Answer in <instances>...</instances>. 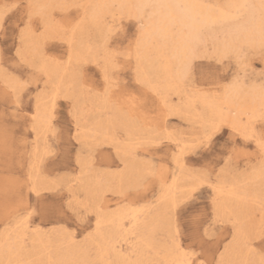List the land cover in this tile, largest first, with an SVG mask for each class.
<instances>
[{
  "label": "snow or ice",
  "instance_id": "1",
  "mask_svg": "<svg viewBox=\"0 0 264 264\" xmlns=\"http://www.w3.org/2000/svg\"><path fill=\"white\" fill-rule=\"evenodd\" d=\"M11 7L26 10L21 38L25 33L44 37L50 18L72 13V19L61 15L62 27L66 33L71 30L74 37L65 53L67 63L72 64L76 54L77 32L80 44L87 46L90 55L77 59L74 64L73 87L69 93L54 82L46 65L48 59L62 65L63 57L49 58L45 51L40 57L29 60L21 57L18 48V59L11 67L29 71L27 75H15L4 70L0 103L12 102L19 106L23 95L31 90L35 93L38 111L43 101L44 122L52 129L59 123V103L66 102L71 116L68 131L70 139L76 142L77 163L81 167L86 164L91 149L97 146L94 141L98 140L95 136L82 139V127L86 131L89 125L106 127L105 139L111 138L108 148L114 149L120 158L119 165L109 175L112 194L122 198L120 204L138 205L146 199L145 193L157 179L163 187L167 179L163 166L160 170L150 166L129 171L121 153L131 146L135 155L139 157L143 153L147 161L154 141L147 136H133V130L144 123L166 127L169 112H179L186 123L196 124L191 138L193 148L211 150L225 135L228 137L225 146L240 137L255 145L258 159L244 170L243 178L232 171L231 154L221 161L219 171L211 160L194 169L197 182L183 197L169 201L165 209L163 240L156 231L157 221L137 217H133L137 223L127 230L128 235L103 233L104 205L99 190L85 199H75L69 194L59 202L43 205L37 202L35 206L22 192L12 198L5 194L0 206V264H264V0L229 3L51 0L43 5L29 0ZM37 7L44 11L34 12ZM9 19L8 6H5L0 9V29L7 26ZM217 27L221 29L224 42L203 57L213 63L194 79L191 63L185 59L189 53L181 50L182 38L185 34L203 33ZM47 42L45 40V44ZM256 64L260 65L258 86L250 83ZM257 87L262 98L259 106H248L243 111L229 106V101L235 103ZM173 92L179 99L173 97L170 101L169 95ZM186 97L188 101L193 97L205 101V110L201 111L198 103L193 105L186 101ZM193 111L198 112L195 121ZM173 134L182 136L183 130L174 128L168 135ZM181 142V139L175 140L177 145ZM183 152L181 148L180 154ZM227 175L233 178L229 181ZM204 186L214 194L211 212L201 210L194 203L199 189ZM30 191L40 195L35 189ZM229 208L236 215H239L236 209L242 208L243 222L228 216ZM37 214L61 217L63 222L51 229L34 228L32 217ZM223 224L231 225V239L214 235L217 226ZM81 229L83 233L78 235ZM45 230L63 234L66 243L59 248H37L32 236ZM116 242L128 244V248L118 249ZM212 243L217 245L218 258L216 252L209 258ZM235 249H239L241 255L246 252V258L229 257V252Z\"/></svg>",
  "mask_w": 264,
  "mask_h": 264
},
{
  "label": "rangeland",
  "instance_id": "2",
  "mask_svg": "<svg viewBox=\"0 0 264 264\" xmlns=\"http://www.w3.org/2000/svg\"><path fill=\"white\" fill-rule=\"evenodd\" d=\"M48 1L49 0H31V2L36 5H43L51 2V0ZM225 1L226 0H208L209 3H224ZM28 2L29 0H0V9H4L5 6H8L10 15L7 26L0 29V87L5 83L2 76L5 69L15 75H20L21 73L27 75V72L29 71L23 67L16 68L15 70L11 67V65L15 64L18 59L16 51L19 48L21 57L29 60L34 56L40 57V54L45 51L49 58L63 57L64 64L62 65L53 63L51 59H48L46 62L47 70L52 73L53 77L55 75L54 82L59 87L61 86V89L66 86V88L62 89L63 91L71 93L73 87V66L77 59H82L83 56L84 58H87L90 55L86 48L87 46H81L80 34L77 32L75 43H77L78 46L80 45L78 47L76 44V49L78 48L79 52L76 50L72 64L67 63V55H65V53L69 51L74 37L71 30L66 33L62 27L61 15L66 19H72L73 14L65 12L57 14L55 19L50 18L48 24V27L50 28H48L44 37L25 33L23 38H21L20 29L23 28L26 10L23 7L20 9H14L11 5L14 3L26 4ZM69 2L83 3L88 2V0H69ZM33 11L36 13H42L44 10L41 8L39 10V7H37ZM117 22L119 23V21ZM127 24L128 22L125 21L126 26ZM45 40L48 41L47 44H45ZM207 46L209 47V50L207 49ZM207 46L205 48L206 51L208 50L206 55H210L211 51L215 49V44L213 42H208ZM84 48H86V50ZM81 51L83 53L85 52L84 54H87V56ZM210 63H213L210 59H195L192 63L193 78H199L202 73L206 72ZM254 68L255 75L252 76L250 83H255L258 86L260 82V65L256 64L254 65ZM249 72L251 73L252 69H249ZM128 78H131V73L128 74ZM60 82L62 84H60ZM29 95H31V99L29 98ZM173 97L177 100L179 99L175 92L169 95V100L171 101ZM186 101H188L187 97ZM188 102H192V104L198 103L200 105V110H205L198 98L193 97L191 101ZM40 103V109H43V101ZM83 106L82 102L81 107L83 108ZM187 110L188 109L186 108V111ZM69 112L70 108L68 104L61 101L57 108V118L59 123L55 124L52 129H49L47 124H44L42 128H40L37 126V119L33 120V116L37 118L38 110L35 93L31 92V90L29 93L23 95L22 103L19 106L12 102H9L7 105L0 103V206L3 205L5 194H7L9 198H12L19 195L21 192L34 206L37 202L41 205L54 201L59 202L62 199H67L69 194L75 199H85L90 194L94 193L95 190L100 191L96 185L98 183H103V185L106 186V190L104 189L102 193L100 192V200L104 205L105 216L124 208L136 210L141 217V220L148 219L150 221H157L156 231L159 234L160 240H163L165 230L162 224V218L168 203L162 200V196L166 187L171 185L174 177L179 176L182 180L180 181L179 179L178 190L173 197V199H177L183 197L186 194V190L197 182L194 169L202 167L207 164L209 160L212 161L216 171H219L221 161L226 160L228 154H231L232 171L243 178L244 170L255 164L258 159L255 153V145L240 137L232 139L229 144L225 146V140L228 139L225 135L223 140L214 143L211 150L199 147L193 148L191 146V138L195 135L196 124L186 123L181 119L179 112H169L166 114L167 127L157 128L149 123H144L143 126L138 129L139 131L137 130V133L134 134L135 136L140 134L139 136L141 137L147 136L154 141V147L149 154L147 161L144 159L143 153H141L139 157L135 155V149L131 146H128L129 148L121 153L127 167H131L130 171L150 166H154L155 169L160 170L161 166H163L164 175L167 179L164 182L163 187L161 181L157 179L154 185L150 187L147 193H145V200H141L138 205L125 207L120 204L122 198L112 194V185L109 182V175L112 169L119 165L120 158L117 157L114 149L110 151L108 148L111 139L109 137L107 140L104 138L107 136V128H93L89 125L86 131L82 127L84 129H81L82 139L97 134L95 137L98 136V140L94 141V144L97 146H94L91 149V155L87 158L86 164L81 167L77 163L76 152L78 148L76 142L74 139H70V133L68 131L69 123L71 121ZM197 115L198 112L193 111L192 119L194 121L196 120ZM174 128L182 129L183 135L178 137L173 134V136L170 137L168 133L173 132ZM94 131H97V133H94ZM74 132L75 129L73 128V135ZM221 135L224 134L221 133ZM176 139H181L182 142L180 145L175 143ZM185 142H188L187 147L184 146ZM181 148H184L182 155L180 154ZM233 148L235 149L234 152ZM206 155L208 159H205ZM91 165H95V167H90ZM232 178V175L226 176V179L229 181ZM38 187L41 190H39ZM33 188L39 190V196L30 191V189ZM104 193L108 194L104 195ZM213 195V192L207 186L201 187L194 203L195 205H198L201 210L211 212ZM146 204H153L154 206L145 207L144 205ZM229 209L228 216L231 215L232 219H238L243 222L244 215L242 208H239L238 210L236 209V213L239 214L237 216H235L236 214L232 212L231 208ZM62 222L63 218L56 216L42 217L37 214L32 217V226L34 228L39 226L44 229H51L57 227V225ZM92 225L94 227V220L92 221ZM110 225L111 224H103V232L109 230V228H111ZM230 231V224L218 225L214 231V235L219 236L221 239H231ZM82 233L83 229L80 230L78 235H82ZM34 236H32V238H37H33L32 241L39 249L43 248L46 250L49 246L57 247L56 245L61 247L66 243L63 234L58 232L49 233L45 230L43 233L34 234ZM46 237L48 239H46ZM41 241L44 244L41 243ZM216 248L217 245L215 243L210 244L209 258H212V252H216ZM245 254L246 252L241 255L240 250L235 249L234 251H230L228 255L229 257L246 258L244 256H247V254ZM216 256L217 258L219 257V252H216Z\"/></svg>",
  "mask_w": 264,
  "mask_h": 264
},
{
  "label": "bare ground",
  "instance_id": "3",
  "mask_svg": "<svg viewBox=\"0 0 264 264\" xmlns=\"http://www.w3.org/2000/svg\"><path fill=\"white\" fill-rule=\"evenodd\" d=\"M40 1V0H39ZM44 1V0H43ZM50 1V0H49ZM48 1V2H49ZM210 1V0H209ZM3 2V1H2ZM38 2V1H37ZM101 2H103V0H101ZM116 2H120V0H116ZM189 2H206V3H209L208 0H189ZM229 2H237V0H226L224 3H229ZM239 2H243V0H239ZM42 3V2H41ZM38 5V4H37ZM40 10V8H39ZM52 21V20H51ZM50 28V27H48ZM53 30V29H52ZM51 30V31H52ZM58 30V29H57ZM62 30V29H60ZM55 34H57L56 32H54ZM221 33V29L219 27L215 28V29H209V30H206L205 32L203 33H198V32H192V33H189V34H185V36L182 38V51H185L187 50V52L189 53L188 56H185V59H188L189 62L191 63V66H192V63L195 59L197 58H203L206 54H207V51L209 50V47L207 46V43L208 42H213L215 44L214 48H217V47H220L223 42H224V37L220 34ZM220 36V37H219ZM50 37V36H49ZM72 38V37H71ZM27 39V38H26ZM76 41V40H75ZM34 44V43H33ZM77 44V43H76ZM212 44V43H211ZM25 45V44H24ZM30 45V44H29ZM78 46V44H77ZM80 46V45H79ZM78 46V47H79ZM83 46V45H81ZM206 46L208 47L207 51H206ZM31 47V46H30ZM85 47V46H84ZM212 47V46H211ZM87 48V47H86ZM86 48H84L86 50ZM213 48V47H212ZM28 49V48H27ZM38 50V49H37ZM78 50V48L76 49ZM214 50V49H213ZM28 51V50H27ZM36 52V51H35ZM79 52V50H78ZM77 52V53H78ZM82 52V51H81ZM38 53V52H37ZM83 53V52H82ZM85 53V52H84ZM83 53V54H84ZM34 54V53H33ZM209 54V53H208ZM39 55V54H38ZM85 55V54H84ZM89 55V54H88ZM83 56V55H82ZM87 56V54L85 55ZM80 58V57H79ZM84 58V56L82 57V59ZM51 64V63H50ZM57 67V66H56ZM58 68V67H57ZM48 69V68H47ZM68 70V69H67ZM66 73V72H64ZM55 77V75H54ZM64 77V76H63ZM62 77V78H63ZM58 79V78H57ZM60 80V78H59ZM63 80V79H62ZM57 82V81H56ZM60 84H62L60 82ZM61 87V86H60ZM66 88V86L64 87ZM62 88V89H64ZM200 100L203 108L205 109V101L201 100V99H198ZM191 101V100H190ZM197 101V100H196ZM262 102V98H261V95H260V92H259V89L258 87L255 88V89H250L248 94L246 95V97H242L240 98L238 101H236L235 103H233L232 101H229V106L230 107H233L235 111H243L246 107L248 106H259L260 103ZM192 103V102H191ZM194 104V103H193ZM238 106V107H237ZM208 111H210V109H208ZM235 111H234V114H235ZM37 126L42 128V126L44 124H46L44 122V108L43 109H40L38 111V116H37ZM36 122V121H35ZM149 125V124H148ZM150 126V125H149ZM46 127V126H45ZM148 127V126H147ZM167 127V126H166ZM36 128V127H35ZM33 129V128H32ZM47 129V128H45ZM83 129V128H82ZM103 129V128H102ZM151 129V128H150ZM153 129V128H152ZM162 129V128H161ZM36 130V129H35ZM48 130V129H47ZM84 130V129H83ZM138 129H134L133 130V136H135L134 134L137 133ZM41 131V129H40ZM139 131V130H138ZM151 131V130H150ZM37 132V131H36ZM44 132V131H42ZM41 132V133H42ZM90 132V131H89ZM87 132V133H89ZM45 133V132H44ZM94 133H97V131H94ZM38 134V133H37ZM36 134V135H37ZM84 134V132H83ZM100 134V133H99ZM154 134V133H153ZM44 135V134H43ZM97 134H95L96 136ZM140 135V134H138ZM91 136V135H90ZM98 137V136H97ZM46 138V137H45ZM105 138V137H104ZM110 138V137H109ZM111 139V138H110ZM172 141V140H171ZM185 146V144H184ZM129 148V147H128ZM180 148V147H179ZM177 150H178V147H177ZM127 153V152H126ZM126 156V155H125ZM127 157V156H126ZM177 162V161H176ZM177 164V163H176ZM180 165V164H178ZM182 168V167H181ZM131 167L129 168L128 167V170L130 171ZM183 169V168H182ZM174 177V175H173ZM179 177V176H178ZM177 176L174 177L172 183L170 186H167L166 189H165V192L162 196V200L169 203V201L173 200V197L175 196L177 190H178V182H179V179L180 177L178 178ZM180 181H182L180 179ZM107 183V182H106ZM35 187V186H34ZM96 187L98 189H100L99 192H103L104 189L106 190V186L103 185V183H98L96 185ZM33 189H37V188H33ZM39 189V187H38ZM36 190V191H39V190ZM95 190V189H94ZM96 192V190H95ZM94 192V193H95ZM35 193V192H34ZM164 203V202H163ZM239 209V208H238ZM237 209V210H238ZM230 210V209H229ZM242 210V209H241ZM240 210V212H241ZM118 211V212H117ZM116 212L108 215V216H105L104 214V217H103V224H111V228H109V230H107L106 232H103L105 234H117L119 235L120 233H124V235H128V229H131L133 227V225L135 223H137V220L133 219V217H137L138 220H141V217L139 216L138 212L136 210H130L128 208H124V209H120V210H117ZM239 212V213H240ZM145 214V213H144ZM229 214V212H228ZM143 215V214H141ZM231 216V215H230ZM237 216V215H235ZM232 217V216H231ZM240 217V216H239ZM242 218V217H241ZM244 219V218H243ZM108 227V226H107ZM43 233V232H42ZM47 234V233H46ZM34 236V235H33ZM50 236V235H49ZM35 237V236H34ZM33 237V238H34ZM32 238V239H33ZM37 238V237H36ZM34 238V239H36ZM43 238V237H42ZM39 239V238H38ZM46 239H48L46 237ZM51 239V238H50ZM64 241V240H63ZM47 242V241H46ZM45 242V243H46ZM41 243H43L41 241ZM49 243V242H48ZM65 243V242H64ZM39 244V243H38ZM44 244V243H43ZM55 245V244H54ZM60 245V243H59ZM39 246V245H38ZM57 248L58 245H56ZM116 248L118 249H127L128 248V244H121L119 242H116ZM45 247V246H44ZM40 249H43V248H40ZM44 250V249H43ZM234 251V250H232ZM247 254V253H246ZM245 254V255H246ZM246 257V256H244ZM170 257H166V259H169Z\"/></svg>",
  "mask_w": 264,
  "mask_h": 264
}]
</instances>
